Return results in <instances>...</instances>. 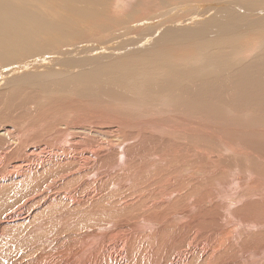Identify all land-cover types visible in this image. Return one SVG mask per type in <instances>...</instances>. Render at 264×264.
Listing matches in <instances>:
<instances>
[{
  "label": "bare ground",
  "instance_id": "6f19581e",
  "mask_svg": "<svg viewBox=\"0 0 264 264\" xmlns=\"http://www.w3.org/2000/svg\"><path fill=\"white\" fill-rule=\"evenodd\" d=\"M122 1L0 0V264H264V0Z\"/></svg>",
  "mask_w": 264,
  "mask_h": 264
},
{
  "label": "rangeland",
  "instance_id": "374dc122",
  "mask_svg": "<svg viewBox=\"0 0 264 264\" xmlns=\"http://www.w3.org/2000/svg\"><path fill=\"white\" fill-rule=\"evenodd\" d=\"M142 1H148L147 3H148V5L150 6V9L149 8H144V10L140 13V14H138V15H135V17H134V21L132 22V21H130L131 23H130V26H133L134 27V30L131 32V33H138L139 32V30H141V28H144V25L145 24H141L140 25V22L141 23H144V22H146V20H150L151 19V16L153 15V14H160L159 12H167L169 9H171V8H173V7H178V6H184V5H188V4H194V5H204V4H208V3H212V2H214V1H216V0H183V1H180V0H166V1H170L169 2V5H161V7H160V5L159 4H157V2L155 1V0H142ZM199 1V2H198ZM211 1V2H210ZM149 2H151L152 4H150ZM116 3H125L124 1H122V0H115V2H114V4H116ZM173 4V5H172ZM177 4V5H176ZM167 6V7H166ZM173 6V7H172ZM154 7H155V9H154ZM141 8H143V7H141ZM140 8V9H141ZM154 11V12H153ZM152 14V15H151ZM186 14H189V13H186ZM186 14L184 13H181V14H178V16L176 17L177 18V20H181L182 18H185L186 17ZM148 16V17H147ZM150 16V17H149ZM147 17V18H146ZM150 18V19H149ZM97 19V22H95L94 23V21H93V25H95V24H97V25H105V23H107L106 22V20H104V19H102V18H96ZM96 19H95V21H96ZM110 19L112 20V24H110V26H108V31H107V29L105 30V32H103L102 30H103V28H102V30H101V28L98 30V29H95V30H93V31H87V30H85V31H82V32H78V38H73V39H75V41L77 42V43H82V42H89V41H93L92 39H94L95 40V38L96 39H99V37H100V39L102 38V37H104L103 35H105V33L106 32H108V34L107 35H114L116 32H118L119 30H121L123 27H121V25L120 26H116L115 24H114V22H113V19H115V20H118V19H120V16H118V15H111V17H110ZM99 20V21H98ZM101 20V21H100ZM142 20H144V21H142ZM175 18H172V21H170V22H176L177 21ZM100 22V23H99ZM139 22V23H138ZM90 23H92L91 21H90ZM90 23H87L86 25L88 26L89 25V27L91 26V24ZM168 24H170L168 21L167 22H164V24L161 26V27H164L165 25H168ZM136 25V26H135ZM160 28V27H159ZM112 29V30H111ZM101 30V31H100ZM114 30V31H113ZM73 30H70L68 33H69V35H75V34H77V32H73ZM100 32V34H98ZM103 33V34H102ZM240 34H242V33H240ZM82 36V37H80V36ZM96 35H98V36H96ZM130 35H133V34H130ZM86 36V37H85ZM93 36V37H92ZM96 36V37H95ZM248 36V41H247V43H249V41L252 39V37H256V35H247ZM250 36V37H249ZM87 37H89V38H87ZM90 37H92V39H90ZM98 37V38H97ZM69 38V37H68ZM80 38V39H79ZM86 38V39H85ZM257 38L258 39H260V36L258 35L257 36ZM78 39V40H77ZM82 40H84V41H82ZM81 41V42H80ZM247 43L244 41L243 42V45H247ZM195 44L192 42V41H190V42H188V43H185V44H181V45H179V46H174L172 49H169V48H171V47H168V46H163L162 48H163V50H165L167 53H165V55H166V57H171L170 59H173V62L175 63V65H179V67H184L186 64H187V61L188 60H192L193 58H192V56H194L195 55V53L193 52V51H195V50H191V49H189L190 47H192V49H195V46H194ZM172 46V45H171ZM183 46V47H182ZM180 47V48H179ZM187 47V48H186ZM186 48V49H185ZM176 49H177V51H176ZM171 50H172V52L174 53V55L172 54V52H171ZM189 50V51H188ZM192 52V55H190L191 54V52ZM188 52H190V53H188ZM194 53V54H193ZM168 54V55H167ZM188 54H189V56H188ZM136 54L135 53H133V55L131 54V57H129L128 58V56H126V55H121L120 57V61H122V66H127L128 68H126L127 70H129V66L130 67H132V69L133 70H137L136 72L138 73V72H140L141 71V69H142V64L141 63H137V62H130V60H128V61H126L125 59H134V57H135V59H138V57H139V61L141 60V58L143 57L141 54H137L136 56H135ZM180 55V56H179ZM185 55V57H183ZM126 56V57H125ZM177 57V58H176ZM186 57H190V58H188V59H186ZM249 57V56H248ZM119 58V57H118ZM125 58V59H124ZM144 58V57H143ZM179 58V59H178ZM183 58H185L184 60H183ZM181 59V60H180ZM178 60V61H177ZM183 60V61H182ZM119 61V60H118ZM125 61V62H124ZM175 61H177V62H175ZM179 62H181V63H179ZM135 63H136V65L138 66H136L135 65ZM183 63V64H182ZM132 64V65H131ZM141 64V65H140ZM186 66H188V64L186 65ZM131 69V68H130ZM54 78H51L50 80H48V81H52ZM48 100H45V101H40V102H38L37 104H36V107L37 108H45L44 110H46L47 112L48 111H50L51 109H52V106H51V104H52V101H49V99H52V98H48V97H46ZM37 100H39V99H37ZM3 102H5V101H1L0 103H3ZM0 106H1V104H0ZM20 107H22V105L20 106ZM14 108H15V106H14ZM58 112H61L62 111V113L65 115H63L62 114V116L64 117V120L66 119V121H73V120H75L76 122L78 121V116L77 115H73V116H71L70 115V111H67L68 113H69V115H67V112H66V110L65 111H63L62 109H56ZM25 114V113H24ZM112 114V115H111ZM111 114H106L105 113V115H108V116H116L117 115V113L115 114V113H111ZM13 115V114H12ZM91 115H93L92 113H86V115H85V113L84 114H82L81 115V117H80V119L82 118L83 120H84V118L86 117V118H88V119H93V117H90L89 118V116H91ZM96 116H98L97 117V120H96V117H95V121H102V120H104V119H106L107 117H102V115L101 114H95ZM100 115V116H99ZM104 115V114H103ZM38 116H40V113L38 114ZM67 116V117H66ZM118 117H120V118H125V117H130V120L132 119L133 120V122H135V119H138V120H141L140 119V117L138 116V117H133L132 118V115H126V116H122V115H117ZM62 117V118H63ZM74 117V119L73 120H71L72 118ZM70 118V119H69ZM76 118V119H75ZM127 119H129V118H127ZM10 126V125H9ZM9 126H7V127H9ZM120 128V127H119ZM22 152H24V151H22ZM15 206H18V204H16ZM14 205H13V207H15ZM2 207H0V212L2 211ZM10 210V209H9ZM6 212H4L3 214H5ZM3 214H1L0 213V215H1V217H3Z\"/></svg>",
  "mask_w": 264,
  "mask_h": 264
}]
</instances>
